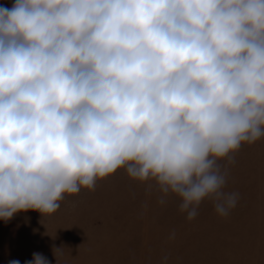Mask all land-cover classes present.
<instances>
[{
	"label": "clouds",
	"instance_id": "9594fccd",
	"mask_svg": "<svg viewBox=\"0 0 264 264\" xmlns=\"http://www.w3.org/2000/svg\"><path fill=\"white\" fill-rule=\"evenodd\" d=\"M262 137L264 0L0 7V220L55 213L120 169L189 222L205 200L227 217L239 194L218 161Z\"/></svg>",
	"mask_w": 264,
	"mask_h": 264
},
{
	"label": "rangeland",
	"instance_id": "374dc122",
	"mask_svg": "<svg viewBox=\"0 0 264 264\" xmlns=\"http://www.w3.org/2000/svg\"><path fill=\"white\" fill-rule=\"evenodd\" d=\"M14 3L0 0V7ZM231 155L218 161L228 169L225 191L239 194L227 217L205 200L189 222L175 197L159 203L155 181L120 169L65 194L55 213L0 220V264H25L34 252L56 264L53 247H64L58 264H264V137Z\"/></svg>",
	"mask_w": 264,
	"mask_h": 264
}]
</instances>
